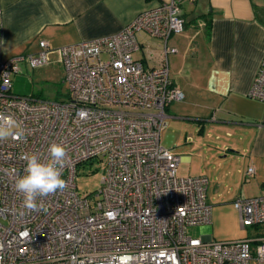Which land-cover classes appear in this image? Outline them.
Masks as SVG:
<instances>
[{"label": "built area", "instance_id": "2783aa9c", "mask_svg": "<svg viewBox=\"0 0 264 264\" xmlns=\"http://www.w3.org/2000/svg\"><path fill=\"white\" fill-rule=\"evenodd\" d=\"M182 0L141 12L114 35L52 49L44 40L33 54L0 57V123L13 135L0 140V264H264V195L233 201L241 229L237 240L192 238L189 227L212 224L208 179L177 175L179 157L161 144L167 107L183 98L168 68L172 35L184 30ZM194 2L195 0H187ZM264 6V0H261ZM159 40L158 66L133 58L138 36ZM58 56L68 96L40 101L12 93V76ZM264 103V56L247 92ZM62 144L67 187L30 211L14 187L25 174L24 154L49 159ZM104 166L98 190L80 194L78 167ZM246 176L254 175L248 167Z\"/></svg>", "mask_w": 264, "mask_h": 264}, {"label": "crops", "instance_id": "0c3cea01", "mask_svg": "<svg viewBox=\"0 0 264 264\" xmlns=\"http://www.w3.org/2000/svg\"><path fill=\"white\" fill-rule=\"evenodd\" d=\"M166 1L0 0V57L36 53L40 40L55 49L114 35L141 12ZM180 6L184 30L168 40L176 50L168 55L169 76L183 95L167 107L166 128L175 120L174 127L182 130L173 147L183 140L192 142L195 133L198 140L223 137L218 145L224 152L221 158L253 167L252 197L262 196L264 103L247 92L264 56V6L261 0H182ZM137 39L140 47L133 58L145 69L157 67L160 41L145 34ZM169 149L179 157V165L190 161ZM218 237L232 240L227 234Z\"/></svg>", "mask_w": 264, "mask_h": 264}, {"label": "rangeland", "instance_id": "374dc122", "mask_svg": "<svg viewBox=\"0 0 264 264\" xmlns=\"http://www.w3.org/2000/svg\"><path fill=\"white\" fill-rule=\"evenodd\" d=\"M20 70V73L11 78L13 94L40 101L67 100L68 89L64 72L56 54L51 55L50 63L45 66L30 68L26 63H22ZM173 121L176 123L175 120L168 121V127L161 133V144L166 148H173L179 155L182 152L190 157V161L179 165L178 176H202L208 179L207 202L212 207V224L189 227L187 235L192 238L211 235L214 241H220L218 235L221 234L230 235L232 240L254 235L252 228H240L237 211L233 205L236 198L254 196L256 186L245 174L247 164L229 156L222 159L224 152L218 145L223 137L216 139L215 134L210 138L204 136L198 140L195 133L192 142L185 143L183 140L178 144V148L173 147L182 136V130L178 126L175 128ZM226 153L229 154L228 151ZM237 168L240 169L239 174L235 173ZM103 173L104 166L95 160L79 166L75 181L77 191L83 195L98 190ZM250 264L256 263L252 261Z\"/></svg>", "mask_w": 264, "mask_h": 264}, {"label": "clouds", "instance_id": "9594fccd", "mask_svg": "<svg viewBox=\"0 0 264 264\" xmlns=\"http://www.w3.org/2000/svg\"><path fill=\"white\" fill-rule=\"evenodd\" d=\"M15 121L8 118L0 123V140L13 135L12 124ZM49 159L41 161L37 154H24L25 174L16 179L14 187L23 197V205L30 211L43 210V199L37 203V198H47L63 191L67 187L62 178V168L66 159V149L62 144L52 143L49 146Z\"/></svg>", "mask_w": 264, "mask_h": 264}]
</instances>
